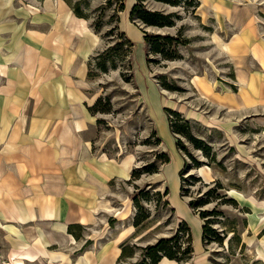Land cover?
<instances>
[{
  "label": "crops",
  "instance_id": "0c3cea01",
  "mask_svg": "<svg viewBox=\"0 0 264 264\" xmlns=\"http://www.w3.org/2000/svg\"><path fill=\"white\" fill-rule=\"evenodd\" d=\"M197 1L225 35L232 71L224 86L195 76V90L250 116L264 138V0ZM102 42L70 0H0V264L14 256L118 264L135 231L111 222L129 219L123 186L136 158L102 148L101 116L90 109L100 97L89 72Z\"/></svg>",
  "mask_w": 264,
  "mask_h": 264
},
{
  "label": "rangeland",
  "instance_id": "374dc122",
  "mask_svg": "<svg viewBox=\"0 0 264 264\" xmlns=\"http://www.w3.org/2000/svg\"><path fill=\"white\" fill-rule=\"evenodd\" d=\"M70 1L93 26H99L103 37L91 65L94 89L102 96L97 141L112 155L132 153L135 167L144 169L154 163L158 168L124 183L125 200L131 199L130 216L111 223L135 226L138 218L140 224L123 242L126 255L118 264H150L144 247L177 232L183 247L190 242V233L193 247L191 256L179 264H195L194 260L199 264H264L262 130L250 116L223 109L197 94L194 87L197 75L222 86L231 79V61L223 51L225 35L211 9L200 15L197 0H144L147 10L170 14L173 19L172 25L156 26L128 17L132 0H125L119 21L116 14L112 18L118 0ZM117 24L132 40L130 48L119 39ZM145 33H149L146 41ZM121 40L120 46H114ZM153 42L162 53L151 50ZM168 108L180 110L181 116ZM171 120L184 132L173 131ZM188 131L209 148L196 147ZM163 152L170 156L169 162L160 158ZM218 183L222 187L217 188ZM202 210H206L203 217ZM205 223L210 225L209 232L215 231L207 240L202 238ZM201 246L207 261L199 259Z\"/></svg>",
  "mask_w": 264,
  "mask_h": 264
},
{
  "label": "trees",
  "instance_id": "16d2710c",
  "mask_svg": "<svg viewBox=\"0 0 264 264\" xmlns=\"http://www.w3.org/2000/svg\"><path fill=\"white\" fill-rule=\"evenodd\" d=\"M143 1L144 0H136L135 3L133 4L131 11H130V18L131 19L136 16L140 20H142L143 22H145L149 25H156V26H164V25H172L173 24V19L171 18L170 14H164V13L157 11V10L156 11L147 10L146 8H144ZM163 1H170V0H163ZM108 2L110 3L111 0H108ZM118 2H119V6H118L117 10L114 11L115 13L112 15V18H114L115 14H116V16L118 17V21H119L120 20L119 12L125 9L126 3H125V0H118ZM196 4L198 6V1H196ZM72 7H73V9L77 15L88 18L87 15L82 14L79 6L75 7L72 4ZM93 27L99 31V26H96V27L93 26ZM116 28H118L120 30L119 24H117ZM118 36H119V39H122L124 41L123 44L128 45L129 48L133 44L132 40L127 36L126 32L120 30V32H118ZM157 36H159V35H157ZM148 38H149V33H145L144 41L148 40ZM167 38L170 39V37H167ZM122 40L117 42V44H114V46H120L123 42ZM152 44L153 45H151V50L153 52H155L157 54L158 53L160 54L163 52V50L160 48V45L157 42H153ZM98 54H99V56L101 55V53H98ZM166 58H172V57H166ZM93 60H95V59H93ZM153 60L158 61L159 59L154 58ZM130 66H131V64H130ZM105 68H106V66H105ZM91 71H92V66H91ZM91 71L89 72L90 76H91ZM101 99H102V96H100L97 99V101L94 103V105L90 107L91 111H93V112L99 111L98 105H99V102L101 101ZM168 109L173 114H175L177 116H181V112L179 110H173L171 108H168ZM181 118L184 119L183 116ZM185 121L187 123L188 119H186ZM171 127H172L173 131H175V132H179V133L184 132V130H182V128H181V125L178 124V122H174L173 120H171ZM185 133H187L186 135L190 139H192L194 142H197L196 147H198V148H209V146L204 144L201 139L193 137L189 131L185 132ZM160 158H163V162H169L170 161V156L166 152H163V154L160 155ZM157 170H158V168H157V166H155L154 163H149V164H147L146 167H144V169H141L140 167L135 168L133 170L131 178H136V177L140 176V174H142V172L153 173V172H157ZM181 178L183 179V177H181ZM191 178H194L195 180L201 181V178L197 177V176H191ZM219 187H222V185L220 183L217 184V188H219ZM166 192H168V191H166ZM135 200H137V196H135ZM193 203H194V200L190 201L189 205L193 206ZM205 214H206V210H202L201 216L203 217V216H205ZM207 222H209V220ZM182 223H183V225L187 226V222L185 220ZM134 224H135V226H138L140 224V220L138 218L135 219ZM209 227H210V225L207 223H205L203 225V240H207V238H209V237L211 238V235L212 236L215 235L214 230H211V232L208 231V230H210ZM190 238L191 237H190V233H189L190 242L188 243V245L186 247H183L184 241L182 238H180L178 232H177V234H175L171 238H161L155 244H150V245H147L144 247L146 250L145 256H146V258L150 259V264H158V262L163 257H168L170 259H176L177 261L185 260L191 256V252L193 251V247H192V243H191ZM121 246H122V253L119 257V260L126 255L125 243H122Z\"/></svg>",
  "mask_w": 264,
  "mask_h": 264
},
{
  "label": "bare ground",
  "instance_id": "6f19581e",
  "mask_svg": "<svg viewBox=\"0 0 264 264\" xmlns=\"http://www.w3.org/2000/svg\"><path fill=\"white\" fill-rule=\"evenodd\" d=\"M96 36H97V35H96ZM73 121H74V120H73ZM108 207H109V206H108ZM122 214H123V213H122ZM128 230H129V229L125 230V231L123 232V234H124V233L126 234V232H128ZM26 251H27V250H26ZM38 252H39V251H38ZM21 253H23V252H21ZM21 255H23V254H21ZM29 256H30V255H29ZM29 256H26V257H29ZM34 256H35V255H34ZM34 256H33V257H34ZM22 257H24V256H22ZM22 257L19 256L18 258H17V257L15 258V256H14V258H13V259H14L13 262H10L9 264H24L25 261L23 260ZM162 261H163V260H162ZM167 262H168V261H167Z\"/></svg>",
  "mask_w": 264,
  "mask_h": 264
}]
</instances>
